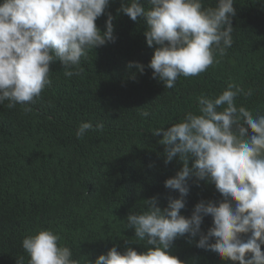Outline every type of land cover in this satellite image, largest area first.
<instances>
[{"label": "trees", "instance_id": "obj_1", "mask_svg": "<svg viewBox=\"0 0 264 264\" xmlns=\"http://www.w3.org/2000/svg\"><path fill=\"white\" fill-rule=\"evenodd\" d=\"M141 3L151 7L148 0ZM215 5L216 0H204V7ZM120 7L121 0H110L96 21L103 31L112 15L115 42L82 57L79 75L65 77L63 65L55 61L50 63L52 83L31 104L32 112L25 114L19 104L9 109L8 101L0 104V264H17L20 256L28 264L23 238L48 228L61 235L60 243L79 264L113 246L121 253L128 247L147 251L153 246L128 243L136 237L126 218L142 212L149 198L156 197L161 209L169 197L179 198L164 181L182 167L177 159L165 165L164 146L158 143L162 134L152 132L180 122L186 112L199 114L197 97L217 96L230 81L251 90L236 98L238 107L264 114V0H234L231 48L207 71L179 77L172 89L147 67L155 46L146 43V24L133 22L118 12ZM129 62L143 65V73L129 69ZM145 111L149 115L141 116ZM81 122L102 123L103 131L78 139ZM189 185L180 213L185 217L201 200H222L214 184L190 180ZM211 226L206 216L201 231L206 234ZM198 240L177 238L169 252L183 264H234L197 248Z\"/></svg>", "mask_w": 264, "mask_h": 264}, {"label": "clouds", "instance_id": "obj_2", "mask_svg": "<svg viewBox=\"0 0 264 264\" xmlns=\"http://www.w3.org/2000/svg\"><path fill=\"white\" fill-rule=\"evenodd\" d=\"M110 0H2L0 3V104L9 109L18 104L28 114L31 104L50 86V63L61 62L65 77L80 74L81 58L90 50L114 43L113 17L109 13L103 31L96 21L105 14ZM121 0L118 12L133 22L146 24V43L154 47L147 65L152 76L167 89L179 77L198 76L220 61L231 48L234 0H216L215 7H204V0ZM139 18V19H138ZM143 73L144 66L129 62ZM230 81L217 96L197 97L199 114L186 112L183 119L153 131L161 135L164 163L177 159L182 167L164 181V187L179 193L169 197L161 209L156 197L144 200L145 209L131 212L127 229H134L136 241L147 251L128 247L122 253L113 246L88 264H183L169 250L177 238L238 264H264V114L237 106L238 96H247ZM147 117L148 112H141ZM88 131H103L81 122L78 139ZM214 184L222 200L198 202L189 217L181 215L190 191L189 181ZM211 216L206 234L201 225ZM242 234L247 239H242ZM55 230L37 229L22 240L28 264H79L72 250L60 243ZM24 264V257L16 259Z\"/></svg>", "mask_w": 264, "mask_h": 264}]
</instances>
